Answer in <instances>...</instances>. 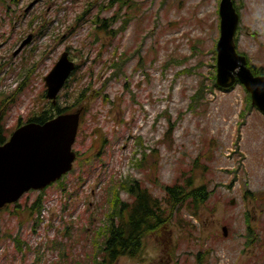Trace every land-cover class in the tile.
Here are the masks:
<instances>
[{"label": "rangeland", "instance_id": "obj_1", "mask_svg": "<svg viewBox=\"0 0 264 264\" xmlns=\"http://www.w3.org/2000/svg\"><path fill=\"white\" fill-rule=\"evenodd\" d=\"M233 1L238 52L264 66V0ZM220 2L0 0L1 130L9 139L19 124L53 109L45 78L64 53L77 69L57 105L81 112L78 159L62 183L46 190L42 213L31 210L39 192L0 210V264H98L116 196L123 203L135 198L120 186L133 180L167 213L169 231L151 239L148 254L162 255L164 240L178 255L180 235L199 228L195 217L202 213V228L219 237L231 219L221 264L264 263V210L256 201L264 196V115L250 107L241 84H216ZM104 20L106 29L96 32ZM191 177L210 198L171 213L165 188ZM247 189L256 199L244 198ZM245 210L254 237H242Z\"/></svg>", "mask_w": 264, "mask_h": 264}, {"label": "water", "instance_id": "obj_2", "mask_svg": "<svg viewBox=\"0 0 264 264\" xmlns=\"http://www.w3.org/2000/svg\"><path fill=\"white\" fill-rule=\"evenodd\" d=\"M220 38L217 43L216 84L230 89L238 81L250 94L252 106L264 115V75L256 76L246 56L237 51L235 36L240 15L233 0L219 5ZM26 40L21 49L29 43ZM76 64L64 53L45 78L46 97L57 105L58 96ZM81 112L58 116L44 124L26 123L0 145V209L17 203L30 191H43L73 170V151Z\"/></svg>", "mask_w": 264, "mask_h": 264}, {"label": "trees", "instance_id": "obj_3", "mask_svg": "<svg viewBox=\"0 0 264 264\" xmlns=\"http://www.w3.org/2000/svg\"><path fill=\"white\" fill-rule=\"evenodd\" d=\"M121 3H126V0H119ZM129 0H127L128 3ZM235 8L238 11V8L235 5ZM106 20L101 22L97 21L99 24V28L96 29V32L102 29H106ZM96 23V20H95ZM127 24L123 25L119 28L120 31H125L127 28ZM239 28V27H238ZM237 48H238V38H235ZM123 59V58H121ZM114 67L117 69V62L114 60ZM248 67H250L253 70V73L256 76H261L264 75V66H255L250 63V58H248ZM236 84H239L237 82ZM232 89V88H231ZM201 93L198 92L196 94V98L199 97ZM248 94L249 97V104L250 107L253 108L251 104V99H250V94ZM50 108H53L52 110H46L40 114L35 115L33 118H31L28 122H34L38 124H44L58 116L65 115V114H71L74 113L73 111H70L69 108H63L60 105L53 106L50 104ZM255 108V107H254ZM79 111V109L77 110ZM22 126V124H19L18 127ZM8 137L0 128V145H3L7 142ZM64 176L62 180L65 178ZM62 180L58 182V184L62 183ZM193 178H189L186 180L185 185H180V183H176L175 185L172 186H167L165 188V192L167 194L166 202L167 205L172 212V210L180 211L181 209L187 204H191L193 207H197L198 205L204 203L205 197H206V186H203L199 189H195L192 186ZM55 185V184H54ZM52 185V186H54ZM51 186V187H52ZM121 188H124L129 195L134 196L137 199V204L133 208H128L124 203L121 202L119 199V196L115 195L112 197L115 198V214L118 216L119 223L118 225L112 224L110 226V223L108 225V237L106 238L104 242V247L102 248L101 253L104 255L103 256H96L95 259L97 258L99 263L101 261H106V260H113L119 255H135L137 252H129L124 249H126L128 246L132 244V241L134 240L139 231H144V230H154L156 228H159L161 226H157L158 224L162 223V217L165 213V210L160 205L159 200L154 199L151 195H147V192L145 189H141L139 186V183L136 181H126L125 185L120 186ZM50 188V187H49ZM47 188L46 190H48ZM42 191L39 193V196L36 198L35 202L33 203L31 210L34 211L36 214H41L44 208V193L46 192ZM128 212L129 216L124 217V212ZM168 216H169V210H167ZM179 212V213H180ZM157 214L158 218L155 217L154 215ZM167 214V213H165ZM171 223V222H170ZM257 234H249L250 237H254ZM138 238V237H137ZM15 240V239H14ZM16 242H19V239L15 240ZM61 245L60 248H62L64 245L59 243ZM22 244L18 245V250L21 248ZM123 250V251H122ZM99 257H102L100 259ZM80 264V263H78Z\"/></svg>", "mask_w": 264, "mask_h": 264}, {"label": "flooded vegetation", "instance_id": "obj_4", "mask_svg": "<svg viewBox=\"0 0 264 264\" xmlns=\"http://www.w3.org/2000/svg\"><path fill=\"white\" fill-rule=\"evenodd\" d=\"M203 187V186H201ZM201 187H196L195 189H199ZM207 193L206 197L204 200V203L200 205H204L207 200L210 198L211 194L208 192V188H206ZM34 193V192H30ZM257 197L255 195V192L250 191V190H245V196L244 198H254ZM245 199H242L243 201ZM249 200V199H248ZM259 202V207L262 208L261 211L264 210L263 205H264V196L259 195L258 199L256 200ZM253 201L250 200V203ZM123 203V202H122ZM128 208H133L137 204V199L134 198L131 201H126L124 203ZM232 204V203H231ZM11 206L6 207L5 209H8ZM258 206H253V209H259ZM3 210V209H2ZM260 210V209H259ZM129 214L124 213V217H128ZM155 217L158 218V215L155 214ZM196 216V214H194ZM249 218L251 219V214L245 210L244 214V220L245 224L248 222ZM110 221L114 225H118L119 223V217H110ZM162 223L158 224L157 226H161L159 228H156L154 230H142L137 232L134 240L132 241V244L128 246L126 251L129 252H137L135 255H119L113 260H106V261H101L100 264H221L226 258V252L229 251V243H231L232 240V234H231V219L228 218L226 221V224L224 227H220L222 234L221 237L217 236L215 233L216 229H203L200 220H202V213L197 214L195 217L196 223L199 225V228H194V231L191 232L189 235H180L178 242H182L183 249L180 251V253L175 255L174 250L168 251L169 247L163 240L164 247L162 250L163 254H160V250L158 249V253L155 255L153 254H148V249L150 248L151 244V239L158 240L159 238H163L165 233L169 231L168 226L166 227L165 224L168 221L167 214L164 213L162 217ZM210 220L214 221V219L211 216H208L206 219V222H209ZM209 224V223H208ZM207 224V225H208ZM179 226V224H177ZM164 226L165 228H162ZM218 229V228H217ZM181 232L184 233V231L181 229ZM249 234H253V229L249 227V225L246 224V228L244 229V234L242 233V237H248ZM195 238L196 244L193 242V239ZM169 238L172 239V235L170 233ZM166 238V239H169ZM173 241V239H172ZM201 243H204L205 245L202 250L200 248L202 247ZM185 244H187L188 247H198V250H193V251H186L185 250ZM192 244V245H191ZM210 244V245H209ZM226 244H228V247H224ZM20 245V242H17V246ZM174 248H177L175 246ZM123 251V250H122ZM217 252H224L223 258L221 256H217ZM7 258V256H5ZM243 264V262H242ZM246 264V263H244ZM254 264H264L263 262H256Z\"/></svg>", "mask_w": 264, "mask_h": 264}]
</instances>
